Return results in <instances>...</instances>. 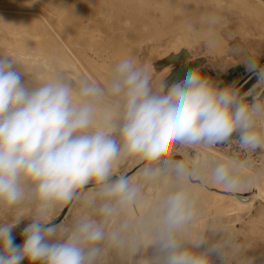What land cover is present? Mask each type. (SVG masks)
Instances as JSON below:
<instances>
[{"label":"clouds","instance_id":"clouds-1","mask_svg":"<svg viewBox=\"0 0 264 264\" xmlns=\"http://www.w3.org/2000/svg\"><path fill=\"white\" fill-rule=\"evenodd\" d=\"M27 75L16 58L0 55V215L34 208L28 217L0 223V264H103L109 250L130 264H216L213 256L229 264L239 246L223 230L191 231L200 196L185 178L204 176L236 190L257 175L234 156L213 161L202 153L192 167L172 156L178 146L210 149L233 137L245 153L264 151V102H250L199 69L154 85L149 69L131 56L113 65L103 85ZM257 75L264 82V70ZM129 158L146 162L139 179L116 172ZM89 184L96 186L85 200L92 213L70 227L51 223L53 209ZM146 184L157 201L133 221L129 214ZM23 220L29 223L17 244L13 230Z\"/></svg>","mask_w":264,"mask_h":264},{"label":"rangeland","instance_id":"rangeland-1","mask_svg":"<svg viewBox=\"0 0 264 264\" xmlns=\"http://www.w3.org/2000/svg\"><path fill=\"white\" fill-rule=\"evenodd\" d=\"M59 1L0 0V48H8L1 55L13 56L19 49L32 51L38 47L43 49L46 54H53L55 60L67 57L91 70L85 55L88 50L79 38V33L75 31L76 25L87 17L88 25L95 31L94 35L97 36V41H100L98 42L99 47L104 51L106 49L105 52L110 57L112 56V60L118 61L123 57L131 56L137 58L138 62L144 66L152 51H160L163 55L165 54L164 57H169L170 55L166 56V47L178 39L190 36L194 37L203 47L204 52L200 58L206 63L199 70L202 76L220 86H233L241 95L247 94L246 98L250 102L258 95L262 97L264 93V82L259 81L257 75L258 71L264 70V0H247L246 4H242L238 0H214L223 4L222 8L217 6L213 0H105L102 7L101 1L103 3L104 0H99L100 2L98 0H71L74 7L80 5L84 7L82 14L85 15L80 16L81 14L72 11L68 16H63L61 18L63 21L62 31L51 25L52 15L60 5ZM103 5L107 8H104L107 12L103 9ZM180 12L186 16L185 19H182ZM92 13L94 14L92 15ZM48 14L49 17H47ZM213 18H215V22H213ZM49 25L54 28V33L49 31ZM34 36H40L44 42L33 43ZM51 40L58 42L49 44ZM62 40H70L73 43L72 45L68 43L65 44L66 46L61 45L60 41ZM76 44L78 45L75 46ZM81 45L83 47H80ZM88 54L93 56L92 52L88 51ZM99 61L103 65L104 61ZM252 64L256 66L255 71H252L250 67ZM19 65L22 64L19 62ZM248 78L250 80L245 83ZM259 100L261 101V99ZM211 150L219 152L218 154L223 157L227 156L220 146L212 147ZM200 155V150L197 147L182 148L178 146L172 159L174 161L182 160L181 162L188 160L193 166V162ZM261 156L262 163L264 162V151H261ZM145 163L129 158L120 164L117 174L135 179V175L139 174ZM246 167L257 168L258 165L246 164ZM139 178L138 175L136 179ZM185 180L193 187L200 181L205 186L204 189L194 187L200 196V216L208 214L207 210L212 204L214 194L227 195L220 185L209 182L204 176H201L200 179L187 177ZM149 187L150 184L145 185L143 198L150 196ZM95 189L94 184H89L78 190L75 199L56 206L49 218L51 223L61 228L72 225L78 218L75 206L77 198L82 193ZM254 193L258 192L254 190ZM88 209L92 213L93 210L89 207ZM17 210L12 209L0 215V223L11 222L19 212L18 210L15 214L14 212ZM129 216L130 219L135 220V217L130 214ZM206 221L209 224L206 229L207 233L213 229L223 230L224 234L239 246V251L230 253L229 264H264V202L257 201L253 210L243 212L241 219L233 220L232 223L223 224L220 217H213V215L207 216ZM27 223H29L28 220H23L13 230L17 244L22 243L21 231ZM219 235L217 234L213 238L218 239ZM106 259L111 264H115L117 260L121 259L124 264H130V261L115 250H109L104 261ZM220 259V257L213 256V260L217 261L216 264H220ZM23 264H28V262L24 261Z\"/></svg>","mask_w":264,"mask_h":264},{"label":"bare ground","instance_id":"bare-ground-1","mask_svg":"<svg viewBox=\"0 0 264 264\" xmlns=\"http://www.w3.org/2000/svg\"><path fill=\"white\" fill-rule=\"evenodd\" d=\"M238 1H240L242 4L247 3V0H238ZM59 2H60V5H59L58 9L52 15L51 25L55 26L60 31H62L61 25H62L63 21L61 20V18L63 16L64 17L68 16V14L72 11H74L76 14H81L80 16L85 15V14H82L84 11V7L82 5L74 7V5H72L71 0H60ZM213 2L217 6L219 5V7L222 8L223 4H221L220 2L219 3L215 2L214 0H213ZM102 4H105V0L103 3L101 1V7H102ZM106 4H107V6L109 5L107 2H106ZM208 5H209V2H208ZM114 6H116V5H114ZM108 7L110 8V6H108ZM104 8H106V7H104V5H103V9ZM31 9H33V8H31ZM106 9H104V10H106ZM106 12H107V10H106ZM207 12H208V10H207ZM109 13H110V11H109ZM93 14L94 13H92V15ZM180 15L182 16V19H185L186 16L184 14H182L180 12ZM8 16H9V14H8ZM14 16H15V14H14ZM47 17H49V14ZM19 18H21V17H19ZM89 18H90V16H89ZM84 19H86V20H84ZM84 19L81 20L76 25L75 31H77L79 33V36H80L79 38L82 40V43L85 44V48L89 52L93 53V56L89 55L90 53L88 54V51L85 54L86 59L88 60L87 61L88 65L91 68V70L85 66L88 69L87 70L85 67L80 65V63L78 64L77 63L78 61L74 62L67 57L62 56L63 58H60L59 60H55L53 54H46L43 52V49L38 48V47H36L32 51H26L24 49H19L13 54L12 57L16 58L18 60V62H20L23 65V66L21 65L22 71H25L28 74L25 77V79H30L33 81H42V80L47 79L48 77H50L52 75L60 74V75H63L67 78L72 79L73 81L80 79V78H86L89 81L98 83L100 85H103L106 83L107 78H108V73L111 70V68L113 67V65L117 62V60H112V58H111L112 56L110 57V55H108L105 52L106 49L104 51L99 47L98 42H100V41H97V36L94 35L95 31L88 25L87 21H89V20H87V17ZM52 26L49 25L48 29H49V31L54 33V28ZM69 34H70V32H69ZM77 37L78 36L76 35V38ZM42 40L43 39H41L40 36H34L32 38L33 43H36V44L44 42ZM57 42H56V40H51L49 42V44H56ZM60 42H61V45H65L67 43L72 45V43H73L70 40L69 41H63L62 40ZM75 42H76V40H75ZM201 44H202V42H201ZM77 45L78 44H76L75 46H77ZM80 47H83V46L81 45ZM102 47H103V45H102ZM7 49L8 48H0V55L2 53H4V51ZM169 49H171V50L168 51ZM166 50H167L166 56L170 55L169 57H164L165 54L163 55V53H161L160 51L155 50V51H152L150 53V55L148 56V58L146 59V62L144 64V66L146 68H148L149 71L153 75V84L154 85H158L159 81L162 80L163 78L165 81H167V83L169 85L173 82L183 80L185 77V73L188 70H190V69L191 70H195V69L200 70V68H202L206 63L205 60L200 58V55L204 52L203 47H201L199 45V43L197 42V40L194 37L187 36L185 38L178 39L174 43H170V45L166 47ZM80 55H81V53H80ZM85 55H84V57H85ZM82 56H83V54H82ZM135 59L137 60V58H135ZM99 60L104 61L103 65L100 64ZM256 99H261V95H258ZM261 102H264V98L261 100ZM196 147L199 148L201 154L207 153L209 155V158L213 161L218 160L219 158L223 157L222 155L218 154L219 152L216 153L213 150H211L212 148L211 149H205L201 146H196ZM223 152L227 156H229L225 151H223ZM181 161H177V162H181ZM183 163L187 164L189 167H192V164L188 160H185V161L183 160ZM119 166H120V164L117 166L116 172L119 169ZM245 172H249V173H253V174L257 175V179L252 183L251 186L246 187V188L236 189V190H229V189H226L220 185V188L223 189L224 191H226L225 193H227V195L214 194L212 196L213 200H212V204L210 205V207L207 210L208 214H206L204 216H200L196 225H194L193 228L191 229V231L194 234H198L201 232L207 233L206 229L209 226L208 222L206 221L207 216H211V215H213V217L218 216L222 219L223 224L224 223H232L233 220H240L241 214L243 212L253 210V208L255 207V203L257 201L264 202V162H262L260 165H258L257 168L245 167ZM137 176H138V173L135 175V179L137 178ZM172 178L175 179V177H172ZM196 186L199 189L205 188L204 184L201 183V181L199 184L197 183ZM196 186L194 185V187H196ZM254 190H256L258 193L255 194ZM93 191H95V190H88V191L82 193L77 198V200L75 202V206H76V212L78 211V213H77L78 217H80L81 215H84L86 213L90 214L88 207H86V205H85V200ZM149 191H150V196L144 197L141 200L140 204L130 213V215L135 217V219L137 217L144 215L148 211V209H150L156 203L157 193H156L155 188L153 187L152 184H150ZM249 195H251V196H249ZM14 209L19 210V212H18V210L15 211L14 212L15 214H16V212H18L17 215H21L24 217L25 216L28 217V216L32 215V213L34 212V208L30 205H21V206L14 208ZM70 226L71 225L65 226V227H70ZM215 262L217 263V261H215ZM103 264H111V263H109L108 260L106 259V261H104ZM115 264H124V263L121 259V260H117L115 262Z\"/></svg>","mask_w":264,"mask_h":264},{"label":"built area","instance_id":"built-area-1","mask_svg":"<svg viewBox=\"0 0 264 264\" xmlns=\"http://www.w3.org/2000/svg\"><path fill=\"white\" fill-rule=\"evenodd\" d=\"M235 140L236 138H232L231 141L225 144L216 145V146H220L222 149H224V151L229 156H234L238 159L246 160L247 164H250V165H260L261 164V159H262L261 150H257L256 152H253V153H245L242 150H240L238 144L234 142Z\"/></svg>","mask_w":264,"mask_h":264},{"label":"crops","instance_id":"crops-1","mask_svg":"<svg viewBox=\"0 0 264 264\" xmlns=\"http://www.w3.org/2000/svg\"><path fill=\"white\" fill-rule=\"evenodd\" d=\"M252 71H254V70H252ZM249 80H250V79L248 78V79L245 81V83L248 82ZM233 138H236V137H233Z\"/></svg>","mask_w":264,"mask_h":264},{"label":"water","instance_id":"water-1","mask_svg":"<svg viewBox=\"0 0 264 264\" xmlns=\"http://www.w3.org/2000/svg\"><path fill=\"white\" fill-rule=\"evenodd\" d=\"M264 98V93L262 94L261 100Z\"/></svg>","mask_w":264,"mask_h":264}]
</instances>
